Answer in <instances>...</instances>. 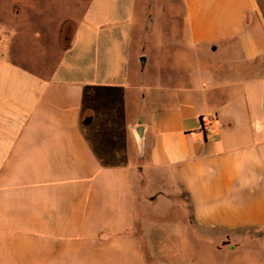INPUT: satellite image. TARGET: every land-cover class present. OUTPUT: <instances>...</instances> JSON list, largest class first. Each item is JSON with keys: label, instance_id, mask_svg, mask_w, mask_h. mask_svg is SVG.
<instances>
[{"label": "crops", "instance_id": "obj_1", "mask_svg": "<svg viewBox=\"0 0 264 264\" xmlns=\"http://www.w3.org/2000/svg\"><path fill=\"white\" fill-rule=\"evenodd\" d=\"M45 1L0 0V264H169L146 242L170 218L173 241L264 264V0H178L170 33L184 20L194 53L229 63L150 80L130 121L119 100L137 91L145 50L137 0L55 2L59 19ZM154 27L140 36L158 47Z\"/></svg>", "mask_w": 264, "mask_h": 264}, {"label": "rangeland", "instance_id": "obj_2", "mask_svg": "<svg viewBox=\"0 0 264 264\" xmlns=\"http://www.w3.org/2000/svg\"><path fill=\"white\" fill-rule=\"evenodd\" d=\"M48 1L49 0L45 1V3H49ZM65 1L69 4L68 9L72 8L74 10L75 7L79 6L80 3L85 4L90 0H51L50 3L52 5H50L49 7H52L51 14L54 19H59L60 17L62 18L64 16V13L66 11L61 8V5L57 4ZM176 1L178 2V0ZM182 1L183 0H179L181 4ZM55 2L57 3L56 5ZM179 2L175 4L172 2V0H154L153 5L149 8L150 5H148V0H137L135 19L133 23V32L135 37L138 35L139 39L143 41L142 43L145 50L142 53V61L138 65V72L134 71L133 69L131 70V72L133 71L132 76L133 78H136L135 82L138 84L137 91H133L134 93L130 94L129 98L122 95L119 100V103L127 114L126 116H128H125L128 121L134 118V115L138 113V107L136 105L138 104V101L143 97L141 95V91H143L144 96L146 95V88L150 85H148V82H160L161 78L165 76L168 79L174 81L176 78H178V75L180 73L179 69H185L186 71H191L192 73L200 72L201 70L205 71L206 68L209 69V71H213V69H216V72H222L224 65L229 63L222 53H208L207 55H199L197 53H194L190 48L191 41L188 35V28H186V25H184V20L179 23L175 31L173 30V32H171L172 36L170 35L171 29H175L176 26L174 19H172L174 10H177V13L180 14V17L182 16ZM182 19L183 16L181 17V20ZM148 23L150 24V29L153 26L157 27L156 29L154 27L155 35H157L156 39L157 41L160 40L159 42H161L158 47L155 44H152V42L155 41H152L151 39V31H148V37H144V35L143 38H141L140 36L142 27L146 29ZM8 24L12 25L13 27L16 26V23L13 22ZM174 34H176L177 36H175ZM171 39L173 41H171ZM140 40L138 41L139 43ZM148 41L152 42L148 44ZM171 43L173 44L171 45ZM138 44L136 48H139L140 44ZM237 73L238 71L234 69L232 71V75L230 76L235 78L236 75L238 76ZM204 82L208 83V80H205ZM142 126L143 122L141 120H138L135 128L140 129ZM137 143L140 146L142 145L143 149V144L141 143L140 137L137 138ZM128 146L133 152V143L129 144ZM135 172L136 170H134V173ZM158 172V170L146 171L148 179L151 180L150 189H154L157 186V182H155L153 177ZM167 177L168 180L166 181L165 189L162 190H164L166 196L170 194V196L172 197L173 195H175L172 193V191L175 190L174 192H176L177 194L178 192H180V187L175 181L172 173L168 172ZM171 200L174 201L176 200V198ZM185 208L188 217H191L190 209L188 208V206H185ZM179 225H181L179 222H177L173 218H170L169 222L166 221L165 224H163L162 232L152 231V238H154V241L146 242L150 246V252H152L156 256V258H163L162 262L166 261L169 264H172L173 262L177 263L176 260L179 258V254L185 256L190 253L191 249L192 251L193 249H195V251L198 253L197 262H200L201 264H245L243 258L244 256L248 255L249 251L244 250L243 248L234 255H221L220 253L218 254V252L213 249L210 244H207L205 242L192 243L191 241H173L176 229L180 228ZM250 236L254 237L256 236V234L253 233ZM260 236L261 237L259 238L263 239L264 241V235L260 234ZM213 241L215 240L213 239Z\"/></svg>", "mask_w": 264, "mask_h": 264}, {"label": "trees", "instance_id": "obj_3", "mask_svg": "<svg viewBox=\"0 0 264 264\" xmlns=\"http://www.w3.org/2000/svg\"><path fill=\"white\" fill-rule=\"evenodd\" d=\"M75 27V24L72 22H66L62 26L60 35V45L63 51H69L73 46V35L75 33Z\"/></svg>", "mask_w": 264, "mask_h": 264}]
</instances>
